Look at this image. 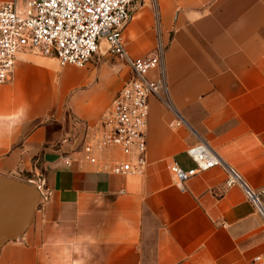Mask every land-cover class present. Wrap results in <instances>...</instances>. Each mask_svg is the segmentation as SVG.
I'll list each match as a JSON object with an SVG mask.
<instances>
[{
    "label": "crops",
    "instance_id": "0c3cea01",
    "mask_svg": "<svg viewBox=\"0 0 264 264\" xmlns=\"http://www.w3.org/2000/svg\"><path fill=\"white\" fill-rule=\"evenodd\" d=\"M123 36L132 57L166 47L167 103L149 99L141 174L113 173L130 157L99 148L131 78L106 44L85 68L24 51L0 86V175L43 193L0 264H264V217L223 168L184 189L169 170L195 167L187 151L206 141L264 188V0H134ZM176 112L185 125H173Z\"/></svg>",
    "mask_w": 264,
    "mask_h": 264
},
{
    "label": "built area",
    "instance_id": "2783aa9c",
    "mask_svg": "<svg viewBox=\"0 0 264 264\" xmlns=\"http://www.w3.org/2000/svg\"><path fill=\"white\" fill-rule=\"evenodd\" d=\"M133 10L134 0L0 2V86L11 80L19 54L27 50L54 57L62 67L85 68L100 53L102 44H106L110 54L125 62L131 78L114 98L105 119L106 131L99 141L100 149L119 148L130 157L115 164L113 173L119 175L143 173L149 99L156 97L167 103L165 45L159 42L154 53L141 57H132L127 52L123 32ZM173 125H185L178 112ZM84 150L87 158L96 162L94 146L88 144ZM187 153L195 167L185 169L176 161L169 165L179 188L184 189L198 174L221 167L228 174L227 186L241 187L264 217V188L255 190L247 185L206 141L192 146ZM66 164L70 165V161L66 160Z\"/></svg>",
    "mask_w": 264,
    "mask_h": 264
},
{
    "label": "water",
    "instance_id": "95a60500",
    "mask_svg": "<svg viewBox=\"0 0 264 264\" xmlns=\"http://www.w3.org/2000/svg\"><path fill=\"white\" fill-rule=\"evenodd\" d=\"M42 197L39 187L0 175V248L24 236Z\"/></svg>",
    "mask_w": 264,
    "mask_h": 264
},
{
    "label": "rangeland",
    "instance_id": "374dc122",
    "mask_svg": "<svg viewBox=\"0 0 264 264\" xmlns=\"http://www.w3.org/2000/svg\"><path fill=\"white\" fill-rule=\"evenodd\" d=\"M100 49H101V52L103 53V51H104V49H105V44H102V46H101ZM97 56H98V55H97ZM97 56H96V57H97ZM106 56H107V57H110V59H112V61H114V62L117 61V60H116L114 57H112V56H109V55H106Z\"/></svg>",
    "mask_w": 264,
    "mask_h": 264
}]
</instances>
